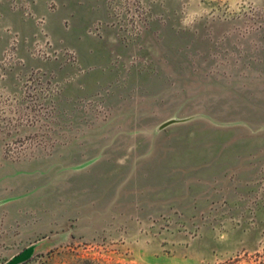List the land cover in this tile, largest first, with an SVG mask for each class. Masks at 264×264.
<instances>
[{
    "label": "rangeland",
    "instance_id": "1",
    "mask_svg": "<svg viewBox=\"0 0 264 264\" xmlns=\"http://www.w3.org/2000/svg\"><path fill=\"white\" fill-rule=\"evenodd\" d=\"M106 1L107 87L24 66L14 32L0 55V264H264V0ZM11 2L33 57L90 72Z\"/></svg>",
    "mask_w": 264,
    "mask_h": 264
},
{
    "label": "crops",
    "instance_id": "2",
    "mask_svg": "<svg viewBox=\"0 0 264 264\" xmlns=\"http://www.w3.org/2000/svg\"><path fill=\"white\" fill-rule=\"evenodd\" d=\"M11 1L0 2V55L10 44L12 32H14L20 39L19 56L25 62L24 66L41 69L62 79L66 78V86L74 89L76 93L95 92L98 88L107 87L122 76L121 71L111 64L112 52L122 51V49L120 45L114 43L111 31L105 27L109 20L106 0H26L35 17L46 20V29L53 47H68L75 50L83 66L90 68V72L79 80L74 79L76 77L74 67L61 68L60 63L54 59L44 60L30 54L39 26L35 19L27 17L22 8L13 10ZM97 25L103 26L104 38L102 39L88 34V31ZM130 74L132 77L133 73L130 72ZM70 77H73L72 81ZM125 88L127 87L121 85L116 89V93H123ZM178 125L170 120L158 125L155 134L150 136L149 150L152 154L161 149L167 150L160 145V137ZM100 142L101 148H105L107 152L110 139L101 137ZM70 147L72 148V146H64L62 150L69 151ZM103 155L104 153L101 156ZM193 193L192 189L189 190L186 187L181 189L180 196L187 199L188 195ZM193 205L195 207L196 203Z\"/></svg>",
    "mask_w": 264,
    "mask_h": 264
},
{
    "label": "clouds",
    "instance_id": "3",
    "mask_svg": "<svg viewBox=\"0 0 264 264\" xmlns=\"http://www.w3.org/2000/svg\"><path fill=\"white\" fill-rule=\"evenodd\" d=\"M190 23H192L191 20H185V21H184V24H185V25H188V24H190Z\"/></svg>",
    "mask_w": 264,
    "mask_h": 264
}]
</instances>
